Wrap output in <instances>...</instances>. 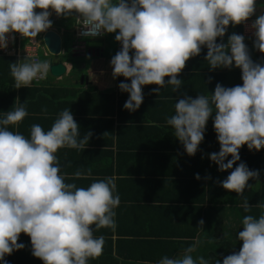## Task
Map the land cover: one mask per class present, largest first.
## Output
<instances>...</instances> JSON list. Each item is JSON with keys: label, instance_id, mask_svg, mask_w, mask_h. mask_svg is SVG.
Masks as SVG:
<instances>
[{"label": "clouds", "instance_id": "9594fccd", "mask_svg": "<svg viewBox=\"0 0 264 264\" xmlns=\"http://www.w3.org/2000/svg\"><path fill=\"white\" fill-rule=\"evenodd\" d=\"M256 6L257 0H0V49L8 47L15 33L21 35V43L30 38L37 44L35 37L52 26V11L57 16H73V21L75 16L87 29L84 35H96L78 36L75 29V37H100L103 32L118 30L115 40L122 48L111 59L113 78L130 79V84L121 82L119 89L129 94L124 109L135 112L143 103V86L157 85L152 90L157 95L166 84L176 92L183 83L177 77L186 61L206 47L210 69H230L234 64L241 69L242 86L226 88L217 83L213 94L184 95L175 103V114L167 124L186 153L194 156L215 112L213 126L220 151L210 154V160L223 172L240 160L243 145L250 151L264 148V66L253 62L243 35L233 33L227 43L216 42L225 36L229 25L247 22ZM250 28L254 48L264 53V12ZM90 53L100 55L102 51L93 46ZM9 68L19 89L30 87L33 80L46 79L50 64L33 60L11 63ZM165 77H169L167 82ZM27 115L25 103L17 98L14 110L0 119V261L24 248L17 243L24 233L30 237L32 255L43 264H88L102 254L105 243L103 236H94V230L116 227L114 209L120 197L114 194V178L94 181L86 188L66 183L65 176L59 174L56 153L61 148L85 149L92 133L80 138L79 125L69 109L59 113L50 130L33 124L30 137L9 130ZM74 175L79 178L83 174L77 171ZM258 176V171L240 163L221 186L243 196L251 187L248 181ZM256 206L264 208V203ZM243 207L245 212L252 207L246 198ZM203 224L199 221L201 227ZM241 225L237 238L242 247L225 257L223 264H264V213L259 218L245 215ZM194 251L195 246H189L182 256H165L158 264H213L203 255L194 258ZM214 264L220 261L214 260Z\"/></svg>", "mask_w": 264, "mask_h": 264}, {"label": "crops", "instance_id": "0c3cea01", "mask_svg": "<svg viewBox=\"0 0 264 264\" xmlns=\"http://www.w3.org/2000/svg\"><path fill=\"white\" fill-rule=\"evenodd\" d=\"M36 11L38 12L39 10L36 9ZM262 12H264V0H257L255 14L250 17L245 23L236 26L229 25L225 36L223 38L218 37L216 42L218 44L221 42L227 43L229 36L233 33L243 35L245 37L244 43L248 47L249 55L253 62L259 63L264 66V53H260L257 49L254 48L255 37L253 35V30L250 28V25ZM71 18L72 22L70 25L73 24L74 26L73 16ZM50 19L56 21L60 20L59 16H57L54 11H52ZM238 26L241 29L240 32H234L233 30L236 31ZM103 34L104 38L102 39H97L99 37L88 38V40H90L91 42H95V48H99L102 51L100 55H87L97 58V63L94 66L86 68L85 63L77 62V67L74 74H69L68 72L70 71L72 64L74 66L75 63L73 62L71 64L70 62H66L61 59L65 65V72L68 69V74L64 73L63 75H68L70 79H67V81L78 89L77 93L73 95L74 97H77L78 92L80 93L82 91H85L87 93H91L93 91L94 93L100 95L85 96L84 102L87 103H84L83 100H81L80 103L75 104L71 107L70 111L73 114L74 120L79 125L80 138H83L89 132H91L92 135L89 139L88 144L85 146V149L61 148L58 150L56 155L60 163L59 174L65 176L66 183H75L78 187L85 188L90 186V184L94 181L103 180L106 177H112L114 178V182L116 185V191L114 194H118L120 197V204L117 208L114 209V211L116 212V216L114 217L116 227L114 230L111 228H101L99 230H94V236H103L105 239V243L103 246L102 254L95 259H90L88 261V264L103 263L104 258H109V254L115 258L117 257L115 253H125V250L129 249L130 246L132 252L137 251L138 243H136L135 245L134 243H131V245H129L130 242L126 240L128 239L127 235H131L135 230L142 232L141 234L143 236L140 235L139 237H155V232L157 231H162V234H165L169 232V230H175L174 233H176L178 230L182 229L178 232L181 233L180 235H177L178 233H176L175 235L173 234V237L186 238L187 231L184 227H181V220H183L186 207L188 210H191L192 207H197L198 200L201 199L202 188H197V183L195 181L202 180L204 190L206 189L205 183H208V170H206V168H208L210 171L212 168L214 177L216 179H219V181H223L228 177L231 171L235 169V167H237L240 163H245L249 170L259 172V176L257 179H250L248 181V184L251 185V187L246 188L245 191L251 190L258 193V196L255 198V201H253V203H264V150L257 151L253 149L250 151L247 148V145H243L239 150L240 160L233 165L232 169H228L223 172L219 171L218 165L210 160V154L218 153L220 151V144L218 142L217 134L213 126L215 112H213L212 116H210L209 120L207 121L204 139L198 146V150L194 156L182 154L183 150L185 149L182 150V145L180 147L174 146L175 141H173L172 138L169 137V134L166 133L165 129L161 130V135L159 133L150 134L149 132V135H147L145 138L148 143L150 142L151 146L153 142L163 137L164 139H161V141L168 142V144H165L171 156V158L168 159L170 163L166 169V171L170 172L168 174L181 176V174L186 171H191L193 173L189 174L191 175V178L185 182L183 188L181 185L176 187L179 191L173 195L176 199L170 200L162 198L164 196H167L163 194V190L166 189V182H163V184H161L158 180H153V178L151 177H148L152 179L150 180V184H144L141 180L137 181L139 176L144 175L151 176L154 174L158 176V179L161 178L160 175L162 174L158 173L160 172L159 168L156 169L151 164V160H154V162H156L157 160L155 154L151 153L145 157V155L147 154H140L129 148V151L133 153V156L130 160H125L123 157L118 156L119 154H115V158L114 153L109 156V151L112 150L111 148H113V146L117 144L116 137L114 136L116 122L121 123L122 126L138 125L143 128L149 126L150 124H155L156 122H158V120H165L157 125L167 128L168 126H170L167 124V119L175 114V103L178 102L179 99L183 98L184 95L191 96L192 98L197 96H193V93L186 94L185 86L183 84L176 92L172 91L171 85L166 84L164 88L160 89L159 95L152 91L154 88L158 87L157 85H146L142 87L144 99L140 108L135 112H129L128 110L124 109V104L129 98V94L127 92H122L119 89V84L121 82L130 84L131 81L130 79H126L123 76H119L114 79L113 68L111 66L112 57L122 48L121 43L115 40V36L118 34V30L117 32L111 34L103 32L100 37H102ZM84 40L88 41L86 39ZM107 44H110L108 49L104 47V45ZM43 52L45 53V49ZM130 55H132V53H130ZM206 55L207 48L202 47L199 55L191 57L188 61H186V66H192V69H190L189 71H195L191 73H196V77L199 83H202V85H210V87L205 90L207 91V93L213 94L217 83L226 88L234 87L237 85L242 86L243 81L241 78V69L235 67L234 64L230 69H210L208 62L205 59ZM16 62H27V59L21 58ZM82 68H85V70H82ZM80 75H83V80L81 83L79 80ZM180 75L181 74H178L177 78L181 80L182 76L180 77ZM61 76L55 78L60 79ZM168 79L169 77H165L166 82ZM199 83L196 82L195 84L198 90L201 86L199 85ZM32 84L40 85L44 88L54 87L52 90L55 91L57 85L61 83L48 85L44 84L43 80H33ZM101 94L104 95L101 96ZM2 97H5L6 99V96ZM17 98L18 97L15 96L14 104ZM3 100L4 99H0V102L2 103V107L0 108V119L4 118L5 113L8 112L7 109L12 106V99L10 101L9 99H7V101L5 102ZM19 102L21 104L25 103L28 115L23 119V121L19 123L18 127L9 126V130L14 132L18 131L25 137H30V130L33 124H40L45 131L50 130L59 113L62 112L54 111V104L49 105L48 102H45L44 104L40 103L41 107L45 109L43 110L44 113L40 116H37V113L42 112L39 110L38 105L33 106L25 100H19ZM36 104H38L37 101ZM102 112H108L110 114L108 115V117L110 116L113 119L112 124L108 122V117L106 120L99 121L97 123V120L94 118V116H97L100 113V115H103ZM119 129L120 128H118L117 131ZM159 129L161 128L159 127ZM121 130L124 129H120V133ZM143 147L145 149L147 148L146 145H143ZM154 152L158 153L159 149L155 148ZM255 155H258L259 159H256ZM188 158L194 159L196 164H194V167L190 163L187 164L186 160ZM230 159L231 156L227 158V160ZM227 160H225V163H227ZM117 161H122V164L126 165L127 173H119L116 170V166L118 165ZM185 164H187V169L184 167ZM151 168L155 169L153 173L150 172ZM88 169H91L90 175L88 174ZM171 170H173L175 173H172ZM77 171H80L83 174L79 178H76L74 175ZM197 174H199L200 179H196ZM162 176L168 177L166 179H170L171 177L169 175ZM120 178H123L124 181L120 180ZM128 181L134 182L130 184L128 183ZM192 186H194L193 194L188 192V190ZM230 195H232L231 191H229V195L226 196L228 198H231ZM251 196V194L244 195V197L248 198H251ZM207 201L208 200L206 199V202ZM169 205H171V208ZM172 212L175 216L174 218L176 221L171 222L169 225H166V218L172 215ZM169 219L170 218H168L167 220ZM188 224L191 227V220H189ZM130 239L136 240L137 238ZM177 239L179 238H173V240ZM17 243L24 244V248L15 250L14 256L12 258L13 262L11 263V259L9 264H43V261L41 259L36 258L32 255V245L30 237L28 235L21 233L19 235ZM186 248H179L178 244L174 243L171 247L170 258L183 255ZM153 249V246L147 247L146 250L136 254V256H130V264H158V262L152 261L154 251ZM141 255H144V257H142Z\"/></svg>", "mask_w": 264, "mask_h": 264}, {"label": "trees", "instance_id": "16d2710c", "mask_svg": "<svg viewBox=\"0 0 264 264\" xmlns=\"http://www.w3.org/2000/svg\"><path fill=\"white\" fill-rule=\"evenodd\" d=\"M59 19L61 20L62 27L61 32H63V27H67L71 24L72 18L66 17V20H62L59 16ZM52 20V19H50ZM240 27L238 26L236 31L234 32H240ZM23 42V41H22ZM68 50V49H67ZM7 55V56H6ZM16 57L15 56H8V54L1 53L0 52V99H4L3 101H11V107L7 109V111L14 110V99L15 96L19 98L21 101H27L33 106H39V110L42 112L37 113V116H40L44 113L40 103L48 102L49 105L55 106L54 111L59 112L63 111L64 109H71L72 106L75 104H78L81 102V100H85V96H98L100 94L94 93L93 91L91 93H87L85 91L78 92L77 97H74L78 91L74 85L71 84H64L61 83L57 85V88H55V91H53L51 87H42L40 85L31 84L30 87H21L19 89H16L14 87V78L10 74V68L9 64L15 63ZM29 62V61H27ZM74 66L70 69L69 74H74L75 69L77 67V62L74 61ZM192 66H185V68L181 71V80L183 81V85L185 86V93H193V96H198L199 94L203 95H210L205 91L210 85H206L198 82L196 73H191L195 71H189ZM196 77V78H195ZM194 81V82H193ZM199 83L200 89L196 88L195 84ZM203 90V92H202ZM197 91V92H196ZM199 92V93H198ZM54 93V94H53ZM104 94H101V96ZM2 96H6L2 97ZM8 96V97H7ZM72 97V98H71ZM196 98V97H194ZM36 101L38 104H36ZM26 102V103H27ZM87 103V102H84ZM2 107V103L0 102V108ZM44 107V106H43ZM103 115H97L94 116V118L97 120V123L99 121L106 120L108 115H110L108 112H102ZM1 116V115H0ZM34 118V117H32ZM155 118V116H154ZM108 122L112 124L113 119L109 116ZM162 121L165 120H158L153 125H149L146 127H140L138 125L136 126H122L121 123L116 122L115 125V137L117 144L111 148L112 150L109 151V156L114 153V156L116 158L115 154H119L118 156L123 157L125 160H130L133 156V153L129 151V148L140 153V154H155L157 157L156 162L154 160H151V164L154 168L158 169L159 171H156L162 175H169L171 176L170 179H166L168 177L161 176L160 179H158V176L156 175H144L139 176L138 180H141L142 183L150 184V178H153V180H158L161 184L163 182H166V189L163 190V194L167 195L166 197H162L165 199H176L173 195L177 192L176 187L179 185L182 186V188L185 185V182L191 178V175L193 174L191 171H186L181 174V176L176 175H170L169 171H166L167 167L169 166V158L170 152L166 148L165 144H168L167 141H161L163 138H159V140H156L152 143V146L150 145V142L148 143L147 140H145L146 136L150 134H162L161 130L166 131V133L169 134V137L172 138L173 141H175L174 146L180 147L182 144L181 142L174 136V130L171 126H168L167 128L164 126H158L157 124H160ZM159 127L161 129H159ZM164 127V128H163ZM124 129L121 130V133L117 129ZM152 130V131H151ZM143 145H146L147 148L145 149ZM173 146V145H172ZM153 147V148H152ZM155 148L159 149L158 153H155ZM203 148V146H202ZM184 149L182 145V150ZM153 150V151H152ZM203 150V149H202ZM261 150H264L262 148ZM182 154H187L185 150H183ZM256 159H259L258 155H255ZM143 160V159H141ZM187 164L190 163L193 165L195 164L194 159L188 158ZM118 165L116 166V170L119 173H127V168L125 164H122V161H117ZM172 162V161H171ZM187 164L184 165V167L187 169ZM196 165V164H195ZM132 170V169H131ZM208 170L207 174V180L208 183L206 185V189L204 190V187L202 185L203 181H195L197 183V188H202L201 190V199L198 200L197 207H192L191 210H188L186 207V215L184 213L183 220H181L182 226L187 231L186 238H180V237H173L176 233L181 231L182 229L178 230L176 233L174 231L169 230V232L162 234V231H157L155 237H139L142 235V232H139L138 230H135L132 232L131 235H127L126 240L131 243H138L137 245V251H131V246L129 249L125 250V253L117 252L115 255L117 257H112V255H108V259L104 258V262L100 264H130L129 258L130 256H136V254L141 253L142 251L146 250L147 247H154L153 251V262H159L156 260H161L163 257L171 256V247L174 243H177L179 248H186L189 246H195L196 251L191 253V255L195 258L197 256L203 255L206 259H211L214 264V260H219L220 264H223V259L227 257L228 255H231L233 253H238L240 248L242 247V241L239 240L238 233L239 231L243 230V226L241 225V221L245 215H252L256 218H259V216L264 213V208L257 207L256 205L258 203H253L255 201V198L258 196V193L256 191L247 190L243 193V196H238L237 193L234 191H231L232 195H230L231 198H228L226 195H229V191L225 190L221 186V182L219 179H216L214 177L213 169L211 168V171ZM133 171V170H132ZM155 169L151 168L150 172H154ZM172 173H175L173 170H171ZM142 178V179H141ZM209 178V179H208ZM120 180H123V178H120ZM134 181H128V183H133ZM171 185V188H170ZM162 191V189H161ZM194 186H192L188 192L193 194ZM226 194H224V193ZM172 195H171V194ZM253 193V194H252ZM251 194V198L244 197V195ZM245 198L247 199L250 206V209L248 212H245L244 210V202ZM206 199L208 200L206 202ZM171 208V205H169ZM196 210V211H195ZM174 214L172 212V215H170L168 218H166L165 224L169 225L171 222L176 221L174 218ZM189 220H191V227L188 224ZM203 220L204 224L201 227L199 225V221ZM124 234V233H122ZM174 234V235H173ZM181 233H178L177 235H180ZM134 237H133V236ZM143 236V235H142ZM130 238H137L136 240L130 239ZM173 238H179L177 240H173ZM110 239V238H109ZM196 240V244H195ZM170 245V246H168ZM15 253V250L10 254L6 255L4 258V261H0V264H5V261L7 264L10 263L11 259L13 258ZM145 255V254H144ZM144 255H141L144 257ZM182 256V255H180ZM151 261V262H152ZM13 262V259L11 263Z\"/></svg>", "mask_w": 264, "mask_h": 264}, {"label": "rangeland", "instance_id": "374dc122", "mask_svg": "<svg viewBox=\"0 0 264 264\" xmlns=\"http://www.w3.org/2000/svg\"><path fill=\"white\" fill-rule=\"evenodd\" d=\"M38 10L40 11V9H38ZM50 17H51V15H50ZM50 17H49V19H50ZM60 17L62 20H66V17H64V16H60ZM51 21H52V25H54L51 27H54L55 30L60 32V35H61V49L64 53H61L59 55V57H61V59L63 61L71 62V63H73L74 61L80 62V63H85L86 68L94 66L97 63V58L94 56H76L73 54H72V56H70L71 52L69 50V47L72 44V42L74 41V39H77V40L86 39V40H88V37H75V28H74L73 24L69 25L67 27H63V32H61V27H62L61 20H57V21L51 20ZM104 34L102 37H99L97 39L104 38ZM19 37H21V35L19 33H15L14 34V40L9 38L8 47H10L12 43H16L18 41ZM35 38L37 40L39 60L40 61H48V59L52 58V56H50V54H48V53H46L45 55L43 54L44 48H43V44L40 40V33ZM27 39H30V38H27ZM109 46H110V44L104 45V47L106 49H108ZM82 70H85V68H82ZM67 79H70L68 75H63L60 77V79H58V78L51 76L48 73V76L46 79L43 80V83L48 84V85H55V84H59V83L70 84V82H68Z\"/></svg>", "mask_w": 264, "mask_h": 264}, {"label": "water", "instance_id": "95a60500", "mask_svg": "<svg viewBox=\"0 0 264 264\" xmlns=\"http://www.w3.org/2000/svg\"><path fill=\"white\" fill-rule=\"evenodd\" d=\"M40 40L48 54L53 56V58H49L48 62L50 64L49 74L54 77H59L63 75L65 72V65L59 55L64 53L61 49V35L60 32L55 30L54 28H49L44 32L40 33ZM95 42H91L90 40H80L76 42V39L70 45V56L72 54L76 56L83 55H92L90 53L91 47L95 46ZM74 50H77L74 52ZM80 83L83 80V75L79 76Z\"/></svg>", "mask_w": 264, "mask_h": 264}, {"label": "built area", "instance_id": "2783aa9c", "mask_svg": "<svg viewBox=\"0 0 264 264\" xmlns=\"http://www.w3.org/2000/svg\"><path fill=\"white\" fill-rule=\"evenodd\" d=\"M74 21H75L76 34L78 36H96L92 34L84 35L83 33L87 31V29L82 27L80 22L76 20L75 16H74ZM36 48H37V44L36 42L34 43L32 39H28L24 43H21L19 37L16 43H12L10 47L6 49H1L0 51L1 53L16 55L17 58L25 57L28 59L29 62H32L33 60L39 61Z\"/></svg>", "mask_w": 264, "mask_h": 264}]
</instances>
